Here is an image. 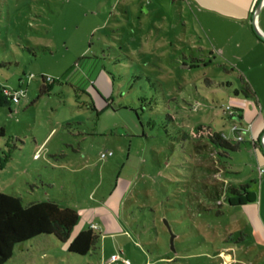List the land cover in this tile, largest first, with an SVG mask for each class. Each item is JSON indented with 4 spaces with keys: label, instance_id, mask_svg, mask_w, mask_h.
Instances as JSON below:
<instances>
[{
    "label": "rangeland",
    "instance_id": "1",
    "mask_svg": "<svg viewBox=\"0 0 264 264\" xmlns=\"http://www.w3.org/2000/svg\"><path fill=\"white\" fill-rule=\"evenodd\" d=\"M177 3L0 0V91L23 92L0 106V192L79 215L65 243L34 238L5 264H222L221 251L264 264V213L247 201L264 170V54L211 45ZM200 125L240 149L218 158L183 138ZM228 185L247 196L209 201ZM87 229L96 249L68 252Z\"/></svg>",
    "mask_w": 264,
    "mask_h": 264
},
{
    "label": "trees",
    "instance_id": "2",
    "mask_svg": "<svg viewBox=\"0 0 264 264\" xmlns=\"http://www.w3.org/2000/svg\"><path fill=\"white\" fill-rule=\"evenodd\" d=\"M45 82L46 78L42 77V83ZM239 83L244 98H255L248 83L242 77H239ZM48 91L49 89L45 85H41L38 89V97L47 94ZM11 103V97L3 95L0 91V106H9ZM232 132L238 136L236 129ZM183 138L188 139L191 144L195 140H205L218 158H229L230 153L238 151L243 142L227 138L223 133L215 132L211 127L203 125L192 128L190 134L184 132ZM192 147L195 148V144ZM248 189L247 185L237 187L228 185L224 193L214 188L213 194L207 191L206 194L209 201L219 202L221 198H224L229 205H233L232 199L247 196ZM247 201L251 202V199ZM203 210L206 211L204 208ZM220 213V211L216 212V214ZM78 219L79 215L76 209L61 205L57 201L46 200L24 205L19 196L0 192V264H5L12 257L17 245L40 236H53L61 243H65ZM98 240V234L92 229L81 231L69 243L68 252L87 255L96 249Z\"/></svg>",
    "mask_w": 264,
    "mask_h": 264
},
{
    "label": "crops",
    "instance_id": "3",
    "mask_svg": "<svg viewBox=\"0 0 264 264\" xmlns=\"http://www.w3.org/2000/svg\"><path fill=\"white\" fill-rule=\"evenodd\" d=\"M176 1L180 9L182 26L198 32L201 30L207 32L211 45L238 46L239 42L244 40L251 46L259 48L264 54V41L255 34L252 24V16L260 0H172V2ZM256 27L264 34V1L256 19ZM249 83L253 89H256L255 81H249ZM262 157L264 158V156ZM259 181V200L252 199L250 203L262 218L264 213V170L260 174ZM219 255L223 257L222 264H240L238 260H234L231 255L225 254L223 251ZM226 255L228 257H224Z\"/></svg>",
    "mask_w": 264,
    "mask_h": 264
},
{
    "label": "water",
    "instance_id": "4",
    "mask_svg": "<svg viewBox=\"0 0 264 264\" xmlns=\"http://www.w3.org/2000/svg\"><path fill=\"white\" fill-rule=\"evenodd\" d=\"M264 0H260V2L258 3V5L256 6L255 10H254V13H253V16H252V24L254 26V32L255 34L261 39L264 41V34H262L256 27V19H257V16H258V13H259V10L261 8V5L263 3ZM261 146H262V150L264 152V134L262 135V138H261Z\"/></svg>",
    "mask_w": 264,
    "mask_h": 264
},
{
    "label": "built area",
    "instance_id": "5",
    "mask_svg": "<svg viewBox=\"0 0 264 264\" xmlns=\"http://www.w3.org/2000/svg\"><path fill=\"white\" fill-rule=\"evenodd\" d=\"M46 81L50 82V81H52V79L51 78H46ZM1 92H2L3 95L11 97L12 103H18L20 98L23 95L22 91H10V90L5 89V88L1 89ZM260 172L262 173V170ZM112 258L116 259L115 256H112Z\"/></svg>",
    "mask_w": 264,
    "mask_h": 264
}]
</instances>
